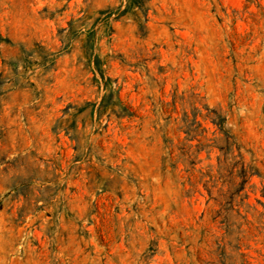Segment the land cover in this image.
Here are the masks:
<instances>
[{
	"label": "rangeland",
	"instance_id": "1",
	"mask_svg": "<svg viewBox=\"0 0 264 264\" xmlns=\"http://www.w3.org/2000/svg\"><path fill=\"white\" fill-rule=\"evenodd\" d=\"M0 264H264V0H0Z\"/></svg>",
	"mask_w": 264,
	"mask_h": 264
}]
</instances>
